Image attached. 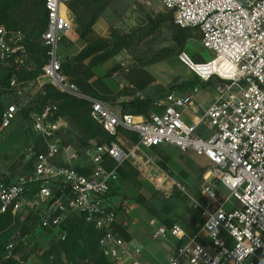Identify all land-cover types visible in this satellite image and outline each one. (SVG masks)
Here are the masks:
<instances>
[{
    "label": "built area",
    "instance_id": "obj_1",
    "mask_svg": "<svg viewBox=\"0 0 264 264\" xmlns=\"http://www.w3.org/2000/svg\"><path fill=\"white\" fill-rule=\"evenodd\" d=\"M42 1L46 27L41 44L47 49V62L34 82L89 102L92 119L116 141L110 146L91 144L76 149L60 136L57 106H45L30 120L38 139L25 156L33 168L27 174L0 180V214L21 222L38 215L42 229L62 230L61 240L67 235L63 226L68 220L83 216L102 233L99 248L111 264H142L134 257L139 253L134 244L115 232L119 207L109 197L118 183L117 168L127 162L139 167L165 198L181 192L202 221L199 230L190 234L177 224L167 228L151 219L154 240L179 243L167 264H264V0L162 1L173 13L175 25L199 30L203 48L215 55L202 64L208 70H200L198 65L195 69L185 53L181 61L204 83L217 79L223 85L215 101L201 113L195 94L172 93L154 102L156 110L149 118L115 112L85 95L64 74L59 52L74 28L67 10L71 0ZM28 57L23 33L0 27V67L14 64L19 71ZM26 85L16 78L10 82L16 96L24 94ZM17 114V104L8 105L1 129L11 127ZM125 133L139 141L122 139ZM163 147L192 151L209 162L211 180L201 186L198 198L148 155ZM110 160L116 164L113 170L107 168ZM15 245L12 242L6 247L7 258L28 264L21 254L13 253Z\"/></svg>",
    "mask_w": 264,
    "mask_h": 264
},
{
    "label": "rangeland",
    "instance_id": "obj_2",
    "mask_svg": "<svg viewBox=\"0 0 264 264\" xmlns=\"http://www.w3.org/2000/svg\"><path fill=\"white\" fill-rule=\"evenodd\" d=\"M162 1L112 0L106 13L103 15L105 17L104 20L108 23V32L105 36L109 35L110 27L128 33L135 28L147 27L150 22H155L160 17H166L170 12L164 8ZM176 32L177 28L174 26V23H163L161 28L155 31L149 39L137 44L130 51L122 52L113 60L97 67L93 72L86 73L81 78L80 84L84 86L95 80L103 82L107 89L115 93V96L105 91L101 92L100 90H97L98 93L105 97L104 101L109 107L121 114L123 112V102L128 103L130 100L140 99V95H143L145 99L159 101L164 100L172 93L178 96L195 94V103L198 106L199 113L207 110L215 101L218 95L217 90L223 83L217 79L204 83L181 61V55L187 54L195 64L207 63L215 55L213 52L203 48L199 30L191 31V37L185 49L179 52L178 49H175L173 41ZM74 38V34L69 33L61 43L59 53L62 62L66 58H74L80 52V47L75 45ZM81 42L84 46L85 43ZM162 51H165L166 54L162 55ZM160 58L163 59L160 62L154 63L156 59ZM134 64L139 67V78L143 81L142 88L140 89L133 83L131 85L126 80V76L130 74L128 72ZM113 68L117 69L112 75L108 76V73ZM216 69H221L224 73L226 72V70L219 67H216ZM202 70H208V68H202ZM43 82L45 83L46 81H42L41 83ZM46 85L42 84L41 86L37 82L32 81L27 83L26 90L22 96H16L11 92L6 97L5 102L9 103L7 106L12 103L17 104L18 114L17 121L11 128L0 130V180L2 178H16L29 173L32 169L28 167L31 162L26 159L25 152L32 143L37 144L38 138L32 132L30 125L31 116L36 113H31L29 118L24 121L21 119L20 111L37 107L39 105V95ZM119 87H122V89H119ZM124 88H129L127 92L130 96L117 97L116 94H120ZM129 112L128 109L125 110V114H130ZM158 113H161V111L158 110ZM59 124L60 136L64 141L81 150L82 148L78 142L79 135L73 125L65 118H60ZM123 138L127 139L130 143H135L131 134H123ZM91 144L96 143L92 142ZM163 148L162 151L170 157L167 173L174 179H176L175 177H179L176 180L187 187L194 197L198 198L201 186L211 180V166L209 162L203 157L196 156L192 151L181 153L175 147ZM148 155L153 157L156 162L161 159L159 155L152 151L148 152ZM131 166L132 170L129 171V179L122 181L119 178L118 183L113 188L112 199L119 207L118 213L125 211L126 206L130 205L133 208V213L138 218L141 216L147 221L154 218L135 201L136 197L142 193L148 196L150 205L158 212L168 210L167 217L174 224L182 228L185 227L188 232L192 228L198 227L200 218L192 208L188 198V200H183L179 196L165 198L163 194L155 190V187L148 181L139 167L132 164ZM182 172L187 177H184ZM29 226H31V229H28V233L26 234L20 228L18 229L13 235L15 237L14 242L15 244H18V241L22 242L23 246L21 247L22 251L20 254L23 259L29 252H32L28 259L25 260L28 264H43L40 257L41 252L49 249L51 242L57 239V237L59 238L60 231H45L41 228L40 222L36 220L34 222L30 221ZM178 245L179 243L173 239H158L152 241L148 249L154 257L167 264L168 246L175 247Z\"/></svg>",
    "mask_w": 264,
    "mask_h": 264
},
{
    "label": "trees",
    "instance_id": "obj_3",
    "mask_svg": "<svg viewBox=\"0 0 264 264\" xmlns=\"http://www.w3.org/2000/svg\"><path fill=\"white\" fill-rule=\"evenodd\" d=\"M111 2L112 0H71L67 3L68 11L76 24L78 37L85 43V46L74 58H66L62 62L64 74L70 78L85 95L104 103L105 97L101 96L97 90L108 92L113 96H115V93L107 89L100 80H95L92 83L82 86L80 84L81 78L84 77L86 73H91L97 67L113 60L122 52L130 51L136 47L137 44L149 39L155 31L161 28L163 23H174L173 13L170 12L166 17H160L157 21L150 22L147 27L135 28L128 33L110 27L107 37L98 36L94 32V26L106 13ZM174 26L177 28V32L173 41L175 49H178L180 52L185 49L188 40H190L192 30L181 29L177 27L175 23ZM0 27H4L8 31L23 33L29 55L28 60L19 68V71L16 70L14 64L0 67V130H2V115L6 110L7 104H9L5 102L6 97L11 92L14 93L10 88L11 80L16 78L19 82L23 83L35 81L41 76L42 68L47 62V49L41 44V36L45 32L46 27L44 1L0 0ZM163 54H166V52L162 51V55ZM162 59L163 58L156 59L154 63L160 62ZM116 69L117 68H113L110 73H108V76L112 75ZM138 71L139 67L134 64L131 70H129L128 73L130 74L126 76V80L130 82L131 85L133 83L140 89L142 88L143 81L140 80ZM128 89L129 88H124L120 94H116L117 97L130 96L127 92ZM154 102L155 100L145 98L144 100H131L128 103L123 102L122 114H125V110L128 109L131 115L149 118L151 113L156 110ZM47 105H56L58 108L57 117L65 118L73 125L78 132V142L82 149L91 147L90 143L92 142H95L97 146H110L116 141L114 137L109 136L105 132L101 125L92 119L91 104L89 102L76 100L60 93L50 85H46L43 92L39 95V105L37 107L20 111L21 119L25 121L29 118L31 113H41L43 108ZM16 121L17 117L14 123ZM131 136L135 143L139 141L137 136ZM163 149L164 148H155L153 152L161 157L157 162L158 165L165 171H168L167 165L170 162V157L162 151ZM29 165H32V167L28 166L29 168H33L32 162ZM115 167L116 164L113 160L108 161V170H113ZM130 170H132V166L127 162L123 166L117 168L119 178L122 181L128 180L130 177ZM182 175L187 177L183 172ZM175 178L179 179V177ZM33 188L35 190V187ZM112 196L113 192L109 196L111 200H113ZM177 196L181 197L183 200H188L187 197L179 191H175L171 197L175 198ZM135 201L145 208L154 219L160 221L162 225L167 228H171L174 225L173 221L167 217L168 210L158 212L150 205V200L147 195L141 193L136 197ZM35 220L40 222L38 215H29L25 222H21L18 218H13L9 214H0V264H16L12 258H7L8 251L6 247L14 242L15 237H13V235L19 228L26 234L28 233V229H31V226H29L30 221L34 222ZM201 225L202 221L199 219L198 227L192 228L190 231L191 233H189H196ZM183 228L186 230L185 227ZM114 229L117 236L126 242L132 240L126 228L116 225ZM45 231L53 232L51 230ZM63 231L67 233L65 240H61V230L59 232V238L57 237V239L51 242L49 249L41 252L40 257L43 264H111L103 256L99 248L98 242L102 233L98 231L93 224L87 223L85 217H71L67 224L63 226ZM22 246V242L18 241L13 253L20 254ZM31 253L32 252H29V254L24 256V260H27Z\"/></svg>",
    "mask_w": 264,
    "mask_h": 264
},
{
    "label": "crops",
    "instance_id": "obj_4",
    "mask_svg": "<svg viewBox=\"0 0 264 264\" xmlns=\"http://www.w3.org/2000/svg\"><path fill=\"white\" fill-rule=\"evenodd\" d=\"M104 19L105 17H102L94 26L95 34L101 37H106L105 35L108 32V23ZM101 20L103 21L101 22ZM73 23H74V28L70 33L74 34L75 36L74 43L75 45L80 47V51H81L85 45L83 46L82 42L78 37V34L76 32V24L74 20ZM119 89H122V87H119ZM140 96L144 97L143 95ZM132 209L133 208L130 205H127L126 208L124 209L125 211L118 213L117 225L127 229V233L132 239L129 243L134 244V246L139 250V253L134 254L135 259L141 262L142 264H164L162 261L154 257L148 249V247L151 245V242L154 241V239L151 236L153 230L149 224L151 219L147 221L145 218H142L141 216L138 218L137 215L133 213ZM174 248H175L174 246H168V254L166 259L167 262H168V258L173 253Z\"/></svg>",
    "mask_w": 264,
    "mask_h": 264
},
{
    "label": "bare ground",
    "instance_id": "obj_5",
    "mask_svg": "<svg viewBox=\"0 0 264 264\" xmlns=\"http://www.w3.org/2000/svg\"><path fill=\"white\" fill-rule=\"evenodd\" d=\"M198 66L200 67L199 68L200 70H202V68H204L203 65H198ZM194 68L197 69L196 64H194Z\"/></svg>",
    "mask_w": 264,
    "mask_h": 264
}]
</instances>
